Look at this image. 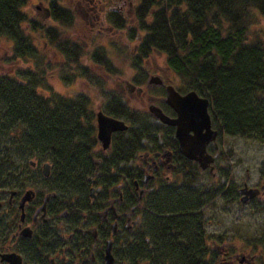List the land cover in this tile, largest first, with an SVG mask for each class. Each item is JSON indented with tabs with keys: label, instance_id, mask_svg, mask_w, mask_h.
<instances>
[{
	"label": "trees",
	"instance_id": "16d2710c",
	"mask_svg": "<svg viewBox=\"0 0 264 264\" xmlns=\"http://www.w3.org/2000/svg\"><path fill=\"white\" fill-rule=\"evenodd\" d=\"M39 1L47 4L52 24L40 26L44 47L37 48L22 29L28 20L22 11L27 0H0V37L10 43L0 55V64L10 68L0 67V200L5 191L24 186L19 178L26 177L23 173L29 159L52 163L63 180L80 178L84 168L78 163L85 160L82 152L87 155L85 148L91 146L93 110L89 97L84 93L64 96L53 92L47 83L52 75L64 83L76 77L90 78L89 69L80 65L83 45L61 37L63 30L71 29L74 13L62 0ZM130 17L128 21L119 15L115 26L124 40L133 44L127 54L123 44L116 45L127 60L132 83L143 85V61L160 53L166 68L178 77L180 91L194 90L209 100L211 123L219 134L264 142V39L255 28L259 19L264 20V0H137ZM29 26L34 27L32 23ZM110 46L118 50L114 42ZM45 48L61 56L59 64L49 61ZM91 49V63L112 74L108 50L103 46ZM42 89L47 91L45 95L39 92ZM103 110L128 125L126 137L119 134L120 140L113 141L110 159L115 154L119 161L133 156L142 149V139L146 140L144 148L175 147L171 128L153 124L147 112L130 108L119 95H111ZM159 132L164 135L161 144L157 141ZM181 171L156 192L159 197L153 206L144 202L156 214L149 221L145 219V224L168 227L180 235L179 239H168L179 245L177 240L181 239L182 254L179 248L168 247L174 251V260L210 264L202 257L203 214L195 210L213 205L219 185L212 182L205 188L197 187L196 177L202 174L194 165ZM217 171V179L231 178L224 168ZM136 174L138 178L139 172ZM228 184L230 190L223 193L231 192L227 198L232 201L235 188L232 182ZM164 212L171 215L165 218L161 216ZM13 227L0 213V246Z\"/></svg>",
	"mask_w": 264,
	"mask_h": 264
},
{
	"label": "flooded vegetation",
	"instance_id": "af4514ba",
	"mask_svg": "<svg viewBox=\"0 0 264 264\" xmlns=\"http://www.w3.org/2000/svg\"><path fill=\"white\" fill-rule=\"evenodd\" d=\"M83 1V5L77 2V10L76 7L75 10L80 12L81 18L89 24V31L92 34L98 35L103 30L112 35L118 33L115 23L119 15L123 19L129 18L128 21H130L132 11L130 4L124 12L119 4L121 0ZM122 3L125 4V2ZM98 6H100V13ZM44 7L47 11L43 9ZM31 9L36 16L28 17L24 11L28 20L22 24V27L24 26L22 29L28 36H40V26L48 22L52 24L49 8L47 4L39 2L37 6L32 4ZM30 23L34 26L32 29H29ZM155 74L162 84L153 83L151 87L146 90L141 89L140 92L130 88L127 83L123 86L119 84L118 88L124 89L129 94L143 95L148 103L158 104L165 116L175 117V112L164 101V87L169 84V80H164L161 74ZM155 92L156 95H150ZM85 95L92 102V98L88 94ZM111 95L115 93L109 92L104 99H101L103 101L101 109L97 110L109 117L113 116L104 112L103 105L110 100ZM141 101H143L142 98H140ZM96 112L93 111L90 115L91 136L88 141L91 146L89 149L85 148L87 155L82 152L85 160L78 163L79 168H84L80 178L63 180L55 172L52 163L41 160L32 161V165H29L27 161L28 168L25 169L23 176L27 173L30 176H21L19 179L34 181L33 187L14 188L3 193L0 208L5 207L9 215L2 216L12 221L14 227L7 233L0 246V252L16 254L20 264H57L59 262L106 264L107 250L111 257V262L108 264H173L175 262L182 264L174 260L172 250H178L181 239L177 240L180 245L168 241L169 238L179 239L180 235H174L168 227L158 229L148 223L145 224V219L149 221L156 214L144 202L147 201L153 206L159 197L156 192L162 186L173 181L179 173L181 174L184 166L194 165L198 168V164L179 153L177 141L173 136V127L162 124L152 117L150 119L156 125L172 129L171 139L175 140V147L170 148L171 146L167 145L144 148L146 140L142 139L140 141L142 149L133 156L119 161L118 154L114 153L115 155L110 159L113 141L120 140L119 134L126 137L127 129L111 132L108 147L103 149L97 138ZM157 139L161 144L164 135L157 133ZM209 146L206 147L208 153H210ZM114 150H117L116 146ZM216 150L217 148L212 146L213 154L216 153L219 156ZM141 154L142 157H140ZM137 157L139 159H136ZM45 162L48 164L46 176L42 174V165ZM137 171L138 178L135 177ZM198 173L197 170L196 174ZM207 174L214 183L216 174L208 170ZM196 180V186L199 187V177H196ZM219 181L222 182L219 184L215 198H219L227 205L237 202L241 206L253 208L262 221L260 236L255 244L238 247L228 240L225 234H206L204 227L208 220L202 218L204 223L200 237L203 245V261L210 264H264V181H259L255 186H248L246 182H242V187L259 190L254 197L243 203L239 201L238 188L235 189L232 201H229L227 195L231 192L227 191V194L223 191L230 190V186L224 182L223 178ZM26 189L32 191V197L24 202L20 220L21 211L17 205ZM12 190L14 193L9 198ZM195 212H201V208ZM170 215L164 212L161 216L166 218ZM13 216L18 218L17 222ZM23 228L28 230V235L21 234ZM178 251L182 254L181 248ZM180 253L177 252V254ZM136 256L142 257L137 260ZM3 264L7 263L3 262Z\"/></svg>",
	"mask_w": 264,
	"mask_h": 264
},
{
	"label": "rangeland",
	"instance_id": "374dc122",
	"mask_svg": "<svg viewBox=\"0 0 264 264\" xmlns=\"http://www.w3.org/2000/svg\"><path fill=\"white\" fill-rule=\"evenodd\" d=\"M39 0H28L26 5L22 8V11L26 12L28 17H35V12L32 11V4L38 5ZM77 2L81 5L84 4L83 0H62V3L67 5L71 10H73L75 21L71 29L63 30L64 36L62 38H67L69 40H74L75 42L83 45L84 55L80 58V65L86 66L90 69V78L87 80L84 78L76 77L70 83L62 82L56 75H52L47 79V83L53 92L64 96H72L77 93L88 94L92 98V110L96 112L101 109V105L109 92L119 95L121 101L127 106L141 110L147 111V107L153 105L144 100L143 95L139 96L135 93H127L124 89L119 90L118 85L123 86L125 83H132L129 76L132 74L130 71L127 60L122 58V54L119 52L117 46L122 44L125 47V53L127 54L132 48V43L127 42L124 39L123 33L118 32L112 35L110 32L102 31L100 34L95 35L90 33L89 24L85 19L81 18L80 12H77ZM122 2H125L123 4ZM137 2V0H121L120 5L122 10L125 12L126 8L130 4V9ZM42 5V4H41ZM43 6V5H42ZM41 6V7H42ZM76 7V10H75ZM107 7V4H106ZM106 9V8H104ZM98 11L100 13V6H98ZM102 11V10H101ZM132 16V11H131ZM129 19V18H128ZM48 22V21H47ZM51 24V22H48ZM255 28L261 31L264 39V20L259 19ZM24 29V26H23ZM28 36V35H27ZM33 39V43L37 48H39L43 41L40 36H30ZM111 42H114L118 50H113L110 46ZM10 45L9 41L5 37H0V55H3ZM117 45V46H116ZM103 46L108 50V55L110 61L113 63V73L107 74L101 67L91 63L88 53L92 51V47ZM120 47V46H119ZM91 49V50H90ZM44 55L47 56L49 61L53 64H59L61 56L53 51V49H44ZM97 66V67H95ZM143 66L146 72L147 78L155 73L161 74L164 80H169V83L173 84L175 88L181 89L182 85L173 73H171L164 63L163 55L160 53L151 54L147 59L143 61ZM0 67L5 70H10L7 65L0 64ZM138 86V85H136ZM142 89L145 90L144 85H141ZM109 90V92H108ZM41 94L45 95L46 90L42 89L39 91ZM72 94V95H71ZM150 94L152 96L156 95ZM140 98L143 101L140 102ZM216 144L218 146L219 156L216 158L214 163L213 172L217 174L218 168H224L227 170L230 179H224V182H232L235 189L242 187V182H246L248 186H255L259 181H264V142L260 143L253 140H246L240 137H232L224 134L217 136ZM210 153L213 154L212 145L209 146ZM142 157V154L140 155ZM136 159H139L137 157ZM207 171L202 173L199 177V185L206 187L212 180L208 179ZM30 176V174H26ZM172 178V177H171ZM217 178V176H216ZM25 188L26 186L33 187L34 181L23 180ZM217 184L222 181H215ZM213 205H204L201 207V212L203 217L208 220L204 230L205 233L210 234H225L226 238L230 240L234 245L238 247L253 245L259 240L260 236V226L261 217L255 212L250 206H241L237 202L226 204L221 202L219 198H214ZM1 215H9L5 211V207L0 209ZM15 222L18 218L14 217Z\"/></svg>",
	"mask_w": 264,
	"mask_h": 264
},
{
	"label": "water",
	"instance_id": "95a60500",
	"mask_svg": "<svg viewBox=\"0 0 264 264\" xmlns=\"http://www.w3.org/2000/svg\"><path fill=\"white\" fill-rule=\"evenodd\" d=\"M47 11L46 8H43ZM46 15V14H45ZM162 84L157 76H151L147 84ZM130 88L133 89L132 85ZM140 89H137L139 92ZM165 103L175 112V117L165 116L159 108L150 105L148 111L161 123L174 127V137L178 143V151L188 159L196 161L201 169L209 167L214 161V156L207 154L206 145L210 142L215 143L217 136L216 130L211 128L210 116L208 113L209 101L205 97L198 96L194 91H188L179 94L171 85L165 86ZM97 138L103 149L108 147L111 132L122 131L126 125L121 120L104 115L101 111L96 112ZM216 147V145H214ZM42 174H48V164L42 165ZM257 189H248L246 187L239 190L242 195L241 202L255 196ZM13 193H11L12 195ZM32 191L26 190L19 200L18 208L21 211L20 220L22 219L23 204L31 199ZM21 234L28 235V230L23 228ZM0 262L7 264H20L19 257L14 253H1ZM111 262L108 250L105 254V263Z\"/></svg>",
	"mask_w": 264,
	"mask_h": 264
}]
</instances>
